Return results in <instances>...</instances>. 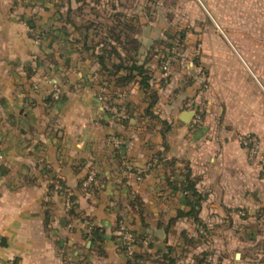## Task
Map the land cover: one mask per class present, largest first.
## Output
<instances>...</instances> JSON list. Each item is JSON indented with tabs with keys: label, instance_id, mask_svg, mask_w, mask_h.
Masks as SVG:
<instances>
[{
	"label": "crops",
	"instance_id": "0c3cea01",
	"mask_svg": "<svg viewBox=\"0 0 264 264\" xmlns=\"http://www.w3.org/2000/svg\"><path fill=\"white\" fill-rule=\"evenodd\" d=\"M19 2L0 0V264H126L115 232L121 217L136 232L153 234V255L168 246L181 254L184 234L195 236V225L177 218L188 208L168 179L187 170L205 197L204 222L208 210L249 208L247 198L256 196L255 190L264 210V171L254 174L239 142L247 135L264 140V62L249 57L264 55V0H228L231 19L250 24L243 35H257L259 42L242 41L230 31L234 61L217 65L218 76L211 69L206 78L201 66L186 63L194 54L190 46L164 75L153 62L159 97L153 112L167 125L152 130L138 85L118 101L130 106L109 111L110 117L91 86L89 67L71 69L75 87H67V100L50 108L51 85L43 71L32 77L27 72L40 50L21 20L25 9ZM140 21L147 50L151 19ZM257 23L254 31L251 25ZM81 74L89 83L77 82ZM191 112L195 115L187 119ZM114 138L120 141L111 143ZM132 169L146 177L137 180ZM91 173L98 188L85 192L80 183ZM58 180L76 197L77 217L69 215ZM89 222L104 231L97 247L86 236Z\"/></svg>",
	"mask_w": 264,
	"mask_h": 264
},
{
	"label": "trees",
	"instance_id": "16d2710c",
	"mask_svg": "<svg viewBox=\"0 0 264 264\" xmlns=\"http://www.w3.org/2000/svg\"><path fill=\"white\" fill-rule=\"evenodd\" d=\"M20 1L19 4L21 3L25 9L21 20L27 25L30 38L37 43L40 50V54L29 63L27 72L29 77H32L40 70L43 71L41 76L47 78L51 85V92L46 99V104L50 108L67 100V87L71 90L75 87L70 83L71 78L68 75L71 69H77L79 72L82 68L89 67L94 70L91 86L98 90V97L102 103L120 111L130 106V102L123 106L118 104V101L122 98L126 99L130 95L131 88L138 85L145 96L146 108L143 116L151 122V130L153 126L167 125L153 112L159 97L154 90L157 68L153 69L152 65L155 62L163 75L167 73L164 67L168 64L170 69L173 58L178 53L174 51L183 48L184 53L187 48L185 30L168 29L163 39L155 41L152 47L144 50L138 37L143 27L140 16L118 10L121 5L117 2L107 4L110 10L105 7V16H100L102 11L98 8L101 0H91L95 5H91L89 0ZM87 9H90L97 19L90 18L91 14L86 13ZM80 80L85 84L89 83L82 74L77 82ZM119 94H122V97H119ZM105 112L110 114L108 109ZM123 123L128 126L126 121ZM116 141L120 140L114 138L111 143ZM130 172L136 173L139 181L146 177V172L138 173L134 169ZM90 175L80 183V187L85 192L98 188L97 176L90 185H85ZM168 185L184 195L188 210H181L177 218L190 220L195 225V236L188 235V232L184 234L186 244L182 247L181 254L177 253L176 247L168 246L153 255L152 251L156 247L153 234L147 231L136 232L121 217L117 220L115 228L119 252L126 258V264H211L208 261L211 256L207 250L200 253L193 252L202 245L204 232L205 234L211 232L209 224L200 218L205 197L198 191L197 182L187 170L180 178H174L172 181L168 179ZM56 186L58 192L63 193L70 202L69 215L77 217L76 197L69 193L67 186L61 180L57 181ZM54 187V185L50 186L51 191ZM123 225L134 237L133 250L123 243L121 234ZM86 228V236L95 247L104 243L102 228L91 222ZM168 228L169 226L166 228L167 231ZM155 256L159 257L155 258ZM189 257L191 261L187 262Z\"/></svg>",
	"mask_w": 264,
	"mask_h": 264
},
{
	"label": "rangeland",
	"instance_id": "374dc122",
	"mask_svg": "<svg viewBox=\"0 0 264 264\" xmlns=\"http://www.w3.org/2000/svg\"><path fill=\"white\" fill-rule=\"evenodd\" d=\"M101 1L98 8L102 11L100 16H105V7L110 10L109 5L117 2L121 5L118 10L126 14L134 13L140 17L151 19V47L155 41L164 38V33L168 29L185 30L186 37H190L188 40L190 44L187 46H190L191 51L194 52V54H189L186 63L201 66L206 78L211 75V69L215 70V74L218 76L217 65H227L234 61L233 56L232 58L229 57L228 51L230 45L227 36L230 31L239 33L242 41L259 42L257 35L253 39L243 35L244 27L250 24L231 19L229 14L231 8L228 5V0ZM89 3L95 5V2L91 0ZM86 13L91 14L90 18L97 19L96 16L92 15L90 9H87ZM102 19L104 20V18ZM259 25L258 23L252 24L251 27L254 26L253 30L258 31ZM142 29L138 37L143 44L145 41L142 39L144 32ZM182 49L174 51L178 53L175 54L173 62H181L183 58L181 56L185 55ZM144 50L146 49L144 48ZM249 57L257 64L264 62V55L254 54ZM44 80L48 81L47 78ZM105 107L112 112L115 110L107 104ZM243 138L239 142L255 169L254 174H259L260 170L264 171V140L259 138V150L254 154L243 146ZM253 193L256 196L252 195L251 199L250 197L247 198L251 201V205L247 209L241 207L239 210H231V212L228 210L204 212L203 216L209 222L207 223L211 232L209 234L204 232L203 235L205 236L201 240L202 245L195 250L197 253L207 250L212 257L208 259L211 264H264L262 263L264 260V210L260 207L259 191L255 190Z\"/></svg>",
	"mask_w": 264,
	"mask_h": 264
},
{
	"label": "built area",
	"instance_id": "2783aa9c",
	"mask_svg": "<svg viewBox=\"0 0 264 264\" xmlns=\"http://www.w3.org/2000/svg\"><path fill=\"white\" fill-rule=\"evenodd\" d=\"M164 70H166L168 72V70H169V65L168 64H166V66L164 67ZM56 97H57V93H56ZM114 112H115V110H114ZM242 144H243V146L245 148L251 150L252 153L255 154L259 150L260 140L257 137L248 135V136H245L242 139ZM94 177H95V174L91 173V175L89 176V178L86 181L85 185H90V183L93 181ZM121 230L123 231L121 233L122 234L123 243L128 245L130 250H133V246H132V243H133V240H134L133 235L130 233V231L128 229L125 228L124 225L122 226Z\"/></svg>",
	"mask_w": 264,
	"mask_h": 264
},
{
	"label": "water",
	"instance_id": "95a60500",
	"mask_svg": "<svg viewBox=\"0 0 264 264\" xmlns=\"http://www.w3.org/2000/svg\"><path fill=\"white\" fill-rule=\"evenodd\" d=\"M194 116L195 115V113L194 112H191V113H189L188 115H186V118L188 119L189 118V116ZM187 119L185 120V121H187ZM237 257H239V255H237Z\"/></svg>",
	"mask_w": 264,
	"mask_h": 264
}]
</instances>
